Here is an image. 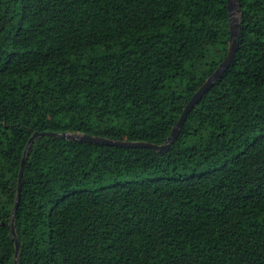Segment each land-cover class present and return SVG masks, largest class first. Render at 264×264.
<instances>
[{"label":"trees","instance_id":"obj_1","mask_svg":"<svg viewBox=\"0 0 264 264\" xmlns=\"http://www.w3.org/2000/svg\"><path fill=\"white\" fill-rule=\"evenodd\" d=\"M0 0V264H264V0Z\"/></svg>","mask_w":264,"mask_h":264},{"label":"water","instance_id":"obj_2","mask_svg":"<svg viewBox=\"0 0 264 264\" xmlns=\"http://www.w3.org/2000/svg\"><path fill=\"white\" fill-rule=\"evenodd\" d=\"M229 15H230V21H231V46L229 49V53L224 60V62L219 66L218 70L213 74L212 77L208 79V81L197 91V93L192 97L191 101L185 108L183 114L181 115L179 121L175 125V127L172 130V133L170 137L168 138L167 142L164 145H156L152 143H146V142H127V141H116L112 139H106L102 137H96V136H90L86 134H70V133H64V134H55L51 132H36L33 137L30 139V144L34 142L36 139L42 136H61L64 139L72 140V141H79V142H89L94 143L98 145H108V146H117L122 148H132V147H142V148H150L156 150L158 153H165L167 152L171 145L176 141V139L179 137L180 132L183 128V125L188 117V115L191 113V111L196 107L198 102L202 99V97L212 88L214 81L220 77L230 68L232 65L237 50L239 47L238 39L240 37L241 32V15H242V8L240 4V0H229ZM24 163L25 158L22 163V168L20 172L19 177V192H18V199L17 203L14 209L13 214V223H12V231L14 234V237L16 239V263L18 264V258H19V252H20V241L17 237L16 227H15V216L16 211L19 206L20 197H21V191H22V183L24 178Z\"/></svg>","mask_w":264,"mask_h":264}]
</instances>
